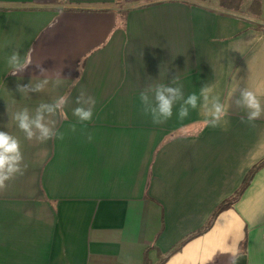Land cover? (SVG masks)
Here are the masks:
<instances>
[{
	"label": "crops",
	"instance_id": "1",
	"mask_svg": "<svg viewBox=\"0 0 264 264\" xmlns=\"http://www.w3.org/2000/svg\"><path fill=\"white\" fill-rule=\"evenodd\" d=\"M263 3L255 15L250 0L239 10L220 0H0V131L20 140L26 165L0 191V264H155L203 228L264 160V115L248 122L234 103L238 86L264 105V40H253L264 36ZM14 49L32 50L17 76L6 63ZM34 64L50 83L22 96L17 83L41 78ZM175 76L185 97L212 86L227 124L206 126L199 106L181 120L179 103L153 123L140 92ZM81 90L96 101L90 122L73 116ZM60 95L64 138L26 139L15 112ZM241 254L264 264V165L164 264H233Z\"/></svg>",
	"mask_w": 264,
	"mask_h": 264
},
{
	"label": "clouds",
	"instance_id": "2",
	"mask_svg": "<svg viewBox=\"0 0 264 264\" xmlns=\"http://www.w3.org/2000/svg\"><path fill=\"white\" fill-rule=\"evenodd\" d=\"M254 41L264 40V36L253 37ZM16 49H19L17 47ZM12 50L6 58V63L13 76L23 73L30 65H33L31 59L32 50L29 49L23 55L18 50ZM39 69L40 79L36 83L32 79L28 84L17 83V91L22 96H29V93H41L50 83V77L45 74L49 71L42 67V64H34ZM80 71V67H79ZM64 79L61 73L51 81L54 87L63 84ZM79 82V78L73 80V85ZM239 95L234 103L237 108L246 111V120L255 121L264 115V105L256 92L247 88L239 89ZM212 86L205 84L200 88L199 95L196 93L184 96L183 86L179 83L178 76L171 80V84H150L140 92V101L144 114L150 115L153 123L159 124L167 121L173 116V108L179 103L177 116L184 119L189 115L190 110H195L199 106L203 110L204 124L206 126L218 127L221 123L227 124V108L220 101L218 95L213 94ZM69 100L68 95H60L50 103H40L34 113H30L27 108L15 112L12 117L17 127L24 133L28 140H37L46 142L53 138L63 139L64 134L56 129L57 120L54 117L66 119L65 106ZM78 105L73 109V116L81 123L90 122L93 117V110L96 105L95 99L81 90L76 99ZM243 120V118H242ZM73 132L76 131V125L71 126ZM92 136L89 134L88 140ZM23 154L21 151L20 140L11 135L8 131H0V191L7 187V182L13 180L17 175H22L24 171Z\"/></svg>",
	"mask_w": 264,
	"mask_h": 264
},
{
	"label": "trees",
	"instance_id": "3",
	"mask_svg": "<svg viewBox=\"0 0 264 264\" xmlns=\"http://www.w3.org/2000/svg\"><path fill=\"white\" fill-rule=\"evenodd\" d=\"M245 0H220V5L222 7H226L228 9H234V10H239L243 4ZM248 9L251 11V13L255 14V15H259L261 13V0H250V4L248 6ZM264 165V160L255 165L247 174L246 178L244 179L242 185L239 187V189L236 191V193L231 196L230 198L224 200L223 202H221L215 209L214 213L209 217L208 221L206 222V224L204 225L203 228L192 232L190 235H188L183 241H181L179 244H177V246H175L166 257H162L160 258V260L158 262H156L155 264H164L167 259L170 257L171 253H174L175 251H178L185 243H187L189 240L198 237L199 235H202L203 233H205L206 231H208L215 219L218 217V215L225 210L226 208L232 206L235 202L238 201V199L240 198V196L243 194V192L245 191L246 187L250 184L254 174L256 173V171L258 169H260L262 166ZM144 264H152L149 257L146 256L145 257V261Z\"/></svg>",
	"mask_w": 264,
	"mask_h": 264
},
{
	"label": "water",
	"instance_id": "4",
	"mask_svg": "<svg viewBox=\"0 0 264 264\" xmlns=\"http://www.w3.org/2000/svg\"><path fill=\"white\" fill-rule=\"evenodd\" d=\"M233 264H247V255L246 254H241L239 255Z\"/></svg>",
	"mask_w": 264,
	"mask_h": 264
},
{
	"label": "rangeland",
	"instance_id": "5",
	"mask_svg": "<svg viewBox=\"0 0 264 264\" xmlns=\"http://www.w3.org/2000/svg\"><path fill=\"white\" fill-rule=\"evenodd\" d=\"M249 1V0H248ZM263 5H264V3H263ZM263 9H264V7H263ZM198 211V210H197ZM197 211H195V212H197ZM202 212H203V210H201ZM202 212H201V214H202ZM197 215V214H196ZM185 225H187V224H189V223H184ZM189 227H194V223H193V221L190 223V226ZM171 236V231L170 232H168V238ZM170 239H171V237H170ZM176 242H177V239L175 240Z\"/></svg>",
	"mask_w": 264,
	"mask_h": 264
}]
</instances>
